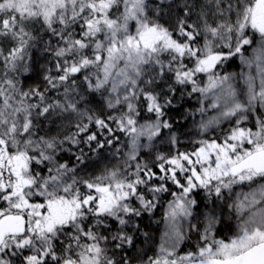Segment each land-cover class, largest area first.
Masks as SVG:
<instances>
[{
	"label": "snow or ice",
	"instance_id": "6c2138e0",
	"mask_svg": "<svg viewBox=\"0 0 264 264\" xmlns=\"http://www.w3.org/2000/svg\"><path fill=\"white\" fill-rule=\"evenodd\" d=\"M0 264H264V0H0Z\"/></svg>",
	"mask_w": 264,
	"mask_h": 264
}]
</instances>
